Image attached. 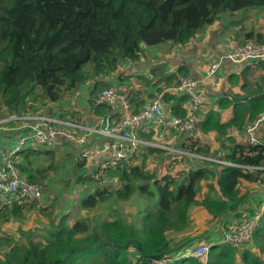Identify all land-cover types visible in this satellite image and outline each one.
<instances>
[{
  "label": "trees",
  "instance_id": "obj_1",
  "mask_svg": "<svg viewBox=\"0 0 264 264\" xmlns=\"http://www.w3.org/2000/svg\"><path fill=\"white\" fill-rule=\"evenodd\" d=\"M262 6L264 0H0V116L50 114L91 125L95 115L107 112L103 105H93V97L102 88L115 87L130 101L135 85L127 83L129 77L122 79L118 69L140 60L144 49L182 45L194 40L222 12ZM246 34L253 41H264L260 32ZM149 58L154 59L152 54ZM255 62L262 66L264 57ZM136 74L135 82L141 86L157 83L149 82L154 74ZM187 74L177 67L166 80L177 85ZM119 81L129 87H116ZM166 84L155 85L156 91L145 100L163 91V97L169 93L189 105V94L165 89ZM242 90L222 96L219 104L234 102L231 121L241 135L261 118L256 143L237 141L239 137L206 111L195 117L194 130L167 129V134L173 132L174 143L168 145L196 155L145 145L97 176L104 158L78 159L75 154L76 149L96 142L91 135L86 143L69 142L64 149L27 143L19 150L25 161L15 160L27 180L37 181L31 161L43 153L50 159L45 167L49 169L56 164L53 154L63 152L61 157L69 162L72 173L63 179L64 191L53 193L45 202L0 201V264H160L165 258L170 260L164 264H202L191 254H181L185 248L192 253L202 242L209 245L205 264H262L264 212L259 208L262 200L252 194L260 191L264 196V96H256L263 91L259 86L242 85ZM79 92L92 112L86 113L93 117L81 120L70 105L51 107L66 94L74 97ZM196 92L201 94L198 88ZM170 109L181 118L195 112L179 103ZM142 124L135 128L136 136ZM198 129L212 130L213 142L203 140ZM140 135L164 143L160 126ZM104 143L105 139L98 142ZM163 153L165 173L159 175L141 164L148 156L161 162ZM103 202L111 205L96 213ZM130 204L134 210L124 211ZM30 209L35 216L26 221L22 211L29 214ZM258 211L260 217L248 240L221 241L223 233ZM196 212L205 217L203 225L197 222ZM13 222L14 227L8 228ZM247 244H254L257 253Z\"/></svg>",
  "mask_w": 264,
  "mask_h": 264
},
{
  "label": "built area",
  "instance_id": "obj_2",
  "mask_svg": "<svg viewBox=\"0 0 264 264\" xmlns=\"http://www.w3.org/2000/svg\"><path fill=\"white\" fill-rule=\"evenodd\" d=\"M264 57V42L253 40L246 41L234 48L219 53L211 60L205 68L201 78L182 76L179 83L172 88L173 91L186 92L189 94L188 108L197 110L203 97L196 92L200 81L210 80L220 68L223 61L241 63V67L251 64ZM93 105H103L106 113L96 118L89 124L80 123L74 119L54 116L50 114H10L0 119V127L19 129L21 133L16 137V145L10 150H0V201L26 198L41 203L42 185L37 181H29L22 174L16 165V153L27 143H33L47 148H61L64 144L72 142L77 145L86 143L88 136L95 139V143L75 150L78 159H89L102 156L104 161L99 165L97 176L102 170L116 162L135 155L145 145L164 148L172 152H183L190 155V152L181 150L175 146L160 143L153 139H143L135 135V128L139 124L160 126L162 130L174 129L176 131H191L195 128V117L188 114L186 117H179L167 112L162 106L161 94L152 99L143 101L141 107L132 111L131 103L126 96L115 87L102 88L98 96L93 97ZM117 106H120L118 110ZM264 115V114H263ZM262 115V116H263ZM19 121L16 125L9 127L8 121ZM261 118L248 125L245 133L246 143L258 141L256 128ZM105 139L103 145L99 141ZM261 211L255 213L252 218H242L234 230L223 233L222 241L228 243H242L250 238V233ZM209 246L202 242L192 252L202 264L206 263ZM170 259H161L160 264Z\"/></svg>",
  "mask_w": 264,
  "mask_h": 264
},
{
  "label": "crops",
  "instance_id": "obj_3",
  "mask_svg": "<svg viewBox=\"0 0 264 264\" xmlns=\"http://www.w3.org/2000/svg\"><path fill=\"white\" fill-rule=\"evenodd\" d=\"M243 10H252L253 14H259L260 15L261 13H264V6L256 7V8H250V9H243ZM243 10L241 13H244ZM229 14H231V15H228L229 19L227 21V26L228 25L231 26V28L228 26L229 32L222 28L217 34H215V33L210 34V31L213 29L214 24L220 25V23H221V22L219 23V20H216L214 23H212L211 25H208L202 32H200L194 38V40L189 41L188 44H186L185 46L177 48L178 61H177L176 68L181 67V68H183V70H186L188 72V74L186 76H191V77L199 79L202 77L203 72H204L205 68L207 67V65L210 63V61L215 59L219 53L226 52V51L233 49L234 45H239L241 43H244L245 41L253 40V39H249L246 37L247 32L253 31V32H260V33L264 34V25L260 29H256L254 27H251L252 25L250 26V24H249V28H247V30L245 32H243L242 28H244V27L237 24V22L235 21L236 20L235 14H237V12L235 11V12L229 13ZM261 15H264V14H261ZM242 36L245 38V40L240 41L239 37H242ZM204 40H206V41L204 42ZM191 50H193V51H191ZM169 53L170 52L164 53L165 57ZM194 54L196 55V58H194ZM153 58L154 59L152 61H150V67L155 66L157 68L156 71H158V69L160 71L166 69L167 64L163 63L161 58H158V57L157 58L153 57ZM181 62H183L184 65H180ZM255 63H257V62H252L251 64H246L245 66H250V67L259 66L261 71L258 72L255 70L256 71L255 73H256V75H258V74L260 75V73H262V77L257 79V82H259L258 85H260L259 87L262 88L263 89L262 92H264V63L262 66L258 63L257 64H255ZM253 64H255V65H253ZM243 67H241V63L232 62V61L226 59L225 61L222 62L220 68L216 71L215 75L210 80L200 81L198 83V90L200 91L201 94L204 95L203 100L205 102L207 101L206 103H208V106L211 107V110H216V109L219 110V113L222 114L220 116L221 121L223 119V113H224L225 117L232 115V111H233L232 106L234 105V102L231 101L230 104H232V103L233 104L225 107L226 109H224V107H222L219 104V99L222 96L228 95L229 93L232 96L233 93H235V92H239V93L243 92L242 85L240 87L241 90H239L237 88V84L232 81L233 77L236 74H239L240 71H242ZM247 68L248 67H246L244 69H247ZM175 71H176V69H175ZM137 72H139L141 74L142 71H140L137 67L135 69L131 70V73L133 74L131 76H133L134 79H136V75H137L136 73ZM151 82L153 83L154 81L151 80ZM125 85H126L125 81H121V82L119 81L115 86L123 89V88H126ZM247 88H251V87H247ZM134 89L136 91L134 90L132 93L133 96H131L132 98H129L132 111H136L138 108H140L141 103H143L142 101L147 99L148 97H150V93L153 94L156 91V89L154 88V86L152 84H150L149 86H140V87L135 86ZM231 90H233V91H231ZM229 91H231V92H229ZM138 92H139V94H138ZM137 94H138V99L134 100L135 98H137ZM69 98H73V100H71ZM69 98L65 97L60 102H52L51 107L70 105V107H72L74 110L79 111L78 116L81 120H82V118H87L88 116H92L91 114H88V113H92V112L89 110L88 106H85L84 96L80 92L78 94H76L74 97L71 96ZM175 98L176 99L174 100V97L170 96V100L173 101L170 104L162 102V106L167 112L174 114V112H171L172 110L170 108L174 107V105L178 104V103L181 104L182 106H184V107L186 106V108H188V103L185 104V101H180L179 97L177 98V96ZM182 98H183V95L181 96V99ZM246 98L247 97H244V99H246ZM137 101H138V103H136ZM117 108L119 110L120 106H117ZM211 110H208V112H211ZM196 111H198V109L195 110L194 113H191V115L194 117L197 116ZM86 112H88V113H86ZM96 118L97 117L95 115L93 117V120ZM7 125L9 127H11V126H14L16 124H7ZM140 125L141 124H139L136 128H138ZM142 127H143V130H140L141 132H138L140 137H142L140 134L145 135L146 132H147V134H150L155 129L154 126H152V125L148 126L147 124H144V123L142 124ZM20 133H21V131L19 129H15V128L3 129L0 127V150H2V149L10 150L11 148H13L16 145V137ZM200 137H202V139H203L205 137V135L204 134L200 135ZM148 138H151V136ZM65 146H66V144L61 146L62 149H64ZM19 156H20V153L18 151L16 153V161L17 162L18 161H25V158H22ZM42 189L43 190L45 189L43 187V185H42ZM252 195L256 196V199L262 200L261 204L259 205V208L262 210V212H264V196H261L262 193H260V191H255ZM219 234H221V233H219ZM247 246H250L252 251L254 253H257L258 248L254 244H251V245L247 244ZM190 252H191V250L189 248H185L184 252H182L181 254L182 255H189ZM237 253H239V250ZM261 259H262V264H264V253L261 254Z\"/></svg>",
  "mask_w": 264,
  "mask_h": 264
},
{
  "label": "rangeland",
  "instance_id": "obj_4",
  "mask_svg": "<svg viewBox=\"0 0 264 264\" xmlns=\"http://www.w3.org/2000/svg\"><path fill=\"white\" fill-rule=\"evenodd\" d=\"M236 12H237V14H235V17H236L235 21L237 22V24H239V25L244 27V28H242L243 32H245L247 30V28H249V24H250V26L252 25L251 27H254L256 29H260L264 25V21H263L264 20V15H261V14H264V13H261L260 15L259 14H253L252 10H243L244 13H241L242 10L236 11ZM228 15H231V14H229L228 12H222L219 15L220 18L218 20H219V23L220 22L221 23H220V25H218V24H214V26L212 25L213 29L210 31V34H214V33L217 34L222 28L229 32V27L231 28V26H229V25H228L229 27L227 26V21L229 19ZM239 40L243 41V40H245V38L242 36V37H239ZM205 41L206 40H204V42ZM186 44H188V42H185L182 45H179V44L178 45H168L167 44L165 46H161L159 49H155V50H151V51H150V49H148V50L144 49V50H146V53L142 56V58L140 60L128 62L127 65L122 66V67H120L118 69V71L121 73L120 77H122V79H125L126 77H129V79L127 80V83L133 82L136 87H140L141 85L139 83L135 82V79L133 78V76H129L128 75L129 72L134 68V66H137V68L140 71L147 72V73H149L151 75L152 74L155 75V76L153 75V77H152V81L157 82V83L153 82L154 86L155 85L159 86V84H161V82H167L165 89L169 90V87H170V90L173 91L172 88L176 84L172 83L171 81H167L166 80V76H167V74L174 72L175 69H176V65H177V61H178L177 48L179 46H181V47L185 46ZM166 51H168L170 53L167 54L166 57H165L164 52H166ZM191 51H193V50H191ZM151 54L153 55V57L161 58L162 62L167 64L166 65V69L161 70L159 72V71H156L157 68L155 66H153V67L151 66L150 67V64H149L150 61L148 59H150L149 56ZM194 58H196L195 54H194ZM255 64H253V65H255ZM180 65H184V63L181 62ZM145 68H147V69H145ZM255 70L258 71V72L261 71L259 66L249 67L247 69H244V67H243L242 71H240L239 74H236L237 76L235 75L233 77L232 81L237 84V88L239 90H241L240 89L241 85H245L244 86L245 88H247V87L253 88V87H256V86H260V85H258L259 82H257V79L262 77V73H260V75L259 74L256 75V73H255L256 71ZM145 76H147V75H145ZM149 82H151V81H149ZM141 84H142V86H149L150 85V83H148V84L141 83ZM125 86H126V88L129 87V86L127 87V85H125ZM231 91H233V90H231ZM231 91H229V92H231ZM159 93L161 94L162 101L164 103L170 104L171 102H173V101L170 100L169 93H168L167 97H163V94H162L163 91H160ZM203 96L204 95L201 94V97H203ZM227 96L231 97V94L229 93ZM65 97L69 98V97H71V95L66 94L64 96V98ZM245 97H247V96H245ZM69 99L73 100V98H69ZM175 99L176 98L174 97V100ZM185 104H187V103L185 102ZM230 105H232V104H230ZM222 107H224V109H226L225 107H227V106H223L222 105ZM208 110H211V107L208 106V103H206V102L202 103L201 107H200V111H198V113L196 112V115L198 114L197 116H195L196 120H197V117L199 115L201 117V115H203ZM211 113L215 116V118L220 120V116L222 114L219 113L218 109L211 110ZM0 115H2V114L0 113ZM1 117H3V116H0V119H1ZM231 117H232V115H230L228 117H225V115L223 113V119H222L221 122L227 127V129L230 132H232L237 137H239L237 141L244 142L245 141V133L241 135V133H242L241 130L238 129L235 124L232 123ZM199 133H200V135H203V134L205 135L203 140H208L210 142H213V131L212 130L207 131V132L199 130ZM159 138L165 144L174 145V143H173V132L172 131H170L168 134H167V131H164L163 138H161L160 136H159ZM42 147H44V146H41V148ZM60 153H63V152L57 151V153L53 154V159H54L56 164H55L54 167L49 168V169L45 168L46 165L50 162V159L47 157V154H45V153H43L40 156V158H38V160L35 159V161H31L32 162V167L34 166V170L36 171V175L38 176L37 177V182H39L41 185L43 184L44 187H45V189L42 192L41 203L45 202L46 199L48 200L51 197V195H53V193H57L59 191L63 192L64 188H65V186L63 185L64 184L63 179H67L69 176H71L72 172L68 168L69 166L67 167V164H69V162L66 163V159L62 158L61 157L62 154H60ZM163 156H165L164 153L161 155V162L158 161V159L152 158L150 156L145 157L144 159L142 158L141 159L142 160L141 164H144V168L145 169H148V170L153 171L155 173H158L160 175L161 173H165V171H166V168L164 166L166 161L163 159ZM136 160H138V158ZM191 161L193 163H196L193 160H191ZM35 164H37V165L35 166ZM113 183L115 185L118 184L115 181H113ZM47 186H48V188H47ZM110 205H111L110 202H103V203H101L99 205L100 208H98L95 212L96 213H102L103 212L102 210H107ZM130 209L134 210L133 204H130V205L126 206L123 210L124 211H128ZM32 210H34V209H30L29 210V214H26L25 211H22V217L26 221L31 216H35V214H33ZM82 211H85V209H83ZM93 212L94 211H92L90 214H92ZM195 217L198 218L197 222L201 221L202 225L206 222L205 217L203 215H201L200 212H196ZM14 225H15V222L10 223L8 228H13ZM13 233H10V234H13ZM17 233H18V230H17Z\"/></svg>",
  "mask_w": 264,
  "mask_h": 264
},
{
  "label": "water",
  "instance_id": "obj_5",
  "mask_svg": "<svg viewBox=\"0 0 264 264\" xmlns=\"http://www.w3.org/2000/svg\"><path fill=\"white\" fill-rule=\"evenodd\" d=\"M256 96H264V92L257 93ZM221 233V232H220Z\"/></svg>",
  "mask_w": 264,
  "mask_h": 264
},
{
  "label": "clouds",
  "instance_id": "obj_6",
  "mask_svg": "<svg viewBox=\"0 0 264 264\" xmlns=\"http://www.w3.org/2000/svg\"><path fill=\"white\" fill-rule=\"evenodd\" d=\"M257 223V222H256ZM221 241H222V239H221ZM223 242V241H222ZM208 245V244H207ZM209 246V245H208ZM191 254V256H194V255H192V253H190Z\"/></svg>",
  "mask_w": 264,
  "mask_h": 264
}]
</instances>
